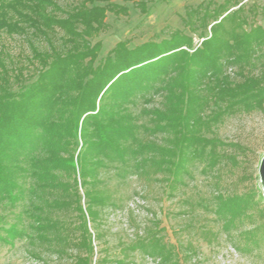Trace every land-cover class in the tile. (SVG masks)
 Returning a JSON list of instances; mask_svg holds the SVG:
<instances>
[{"label": "trees", "instance_id": "trees-1", "mask_svg": "<svg viewBox=\"0 0 264 264\" xmlns=\"http://www.w3.org/2000/svg\"><path fill=\"white\" fill-rule=\"evenodd\" d=\"M93 1L64 10L54 0H0V31L30 29L48 44V50L31 45L37 68L28 83L20 70L10 76L0 50V241L27 239L36 255L41 248H68L72 264L90 263L87 223L93 227L101 209L117 206L110 180L159 174L173 196L196 167L210 172L228 156L223 149L236 146L215 133L226 116L264 108V61L256 69L264 57V26L251 21L258 12L254 3L202 0L184 10L190 34L174 29L168 38L132 48L120 40L98 58L100 43L91 37L105 26L107 11L125 13L126 7ZM193 36L201 38L199 45ZM183 202L188 225L208 240L215 233L204 221L196 225L195 208L211 209L213 221L229 233L256 204L250 196L221 192L209 204L201 197ZM69 213L76 222L66 221ZM240 235L251 240L254 230ZM181 249L179 258L174 245L148 227L124 252L180 264L190 258L191 242Z\"/></svg>", "mask_w": 264, "mask_h": 264}, {"label": "rangeland", "instance_id": "rangeland-1", "mask_svg": "<svg viewBox=\"0 0 264 264\" xmlns=\"http://www.w3.org/2000/svg\"><path fill=\"white\" fill-rule=\"evenodd\" d=\"M54 1L64 10L81 2ZM201 1L94 0L93 4L96 5L116 3L126 7L125 13L107 11L103 19L105 26L91 37L92 43H100L98 58L103 57L120 40H126L127 46L132 48L148 40L168 38L174 29L190 34L182 21L184 10ZM243 1L258 7L251 21L264 26V0ZM138 2H142L143 9ZM90 4L88 1L87 5ZM56 12L61 14L58 10ZM60 34L57 30L54 44H57ZM200 42L201 38L193 36L194 46ZM31 45L39 50H48L46 40L31 34L30 29L25 34L0 31V50L9 74L12 76L20 70L23 74L21 80L25 83L36 77L37 61L32 57ZM263 61L264 57L256 61V69L263 67L260 63ZM227 72L232 78L238 79L233 74L234 69L228 68ZM16 88L17 83L13 81V89ZM215 133L236 146L224 148L228 156L210 172L200 171V165L196 167L194 178L188 180L187 186L177 189L173 196L167 195L164 182L157 180L159 174L146 179L132 177L126 183L116 180L108 182L117 206L101 209L97 224L93 227L87 223L93 247L89 264H110L114 259L123 260V264H161L157 259L142 256L137 250H128L125 255L124 248L144 235L148 227L159 230L163 241L174 245L179 258L184 254L181 246L191 242L193 251L186 253L190 258L180 264H264V195L258 174L259 162L264 154V108L250 112L238 111L226 116L215 127ZM104 177L108 179L106 175ZM78 191L84 206L86 199L79 186ZM217 192L247 195L256 204L248 208L249 217L243 219L239 228L229 233L222 231L220 223L213 221L211 209L195 208L196 225L204 221L215 233L214 236H208V240L202 237L195 226L190 228L188 225L192 219L186 211L190 209L183 201L186 196L194 199L201 197L203 203L209 204ZM73 213H69L66 221L76 222ZM244 230H254L251 240L240 235V231ZM96 232L99 237H94ZM36 247L27 239L16 240L13 245L0 241V264H72L73 251L68 248L65 253L41 248V253L36 255L32 251Z\"/></svg>", "mask_w": 264, "mask_h": 264}, {"label": "water", "instance_id": "water-1", "mask_svg": "<svg viewBox=\"0 0 264 264\" xmlns=\"http://www.w3.org/2000/svg\"><path fill=\"white\" fill-rule=\"evenodd\" d=\"M258 174H259V180L262 184V191L264 195V154L260 159L259 166H258Z\"/></svg>", "mask_w": 264, "mask_h": 264}]
</instances>
